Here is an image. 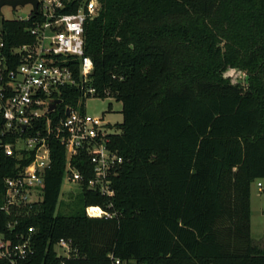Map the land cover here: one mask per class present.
<instances>
[{
    "label": "trees",
    "instance_id": "16d2710c",
    "mask_svg": "<svg viewBox=\"0 0 264 264\" xmlns=\"http://www.w3.org/2000/svg\"><path fill=\"white\" fill-rule=\"evenodd\" d=\"M97 2L85 48L95 96L122 103L120 132L108 141L123 157L115 195L89 189L93 167L81 151L73 165L85 180L60 200L66 149L52 138L42 201L13 230V216L0 209V231L33 227L35 264H264L251 236V187L257 180L264 187V0ZM37 19L4 20L0 55L9 66L21 61L12 49L34 41ZM230 67L247 73L246 86L223 76ZM57 97L54 122L86 99L80 85L61 87ZM16 162L0 156V205ZM61 238L72 241L73 256L57 255Z\"/></svg>",
    "mask_w": 264,
    "mask_h": 264
},
{
    "label": "built area",
    "instance_id": "2783aa9c",
    "mask_svg": "<svg viewBox=\"0 0 264 264\" xmlns=\"http://www.w3.org/2000/svg\"><path fill=\"white\" fill-rule=\"evenodd\" d=\"M98 9L97 0H39L37 13L31 6L26 18H16L29 20L32 15L38 16L29 29L34 41L12 49L13 55L20 56V63L11 67L6 57L0 55V118L4 121L0 130V156L17 160L12 173L4 178L0 205L1 210L13 216L7 223L10 230L43 199V184L52 166V138L59 139L66 149L64 180L81 188L85 175L73 165V157L85 151L94 172L87 182L89 189L107 198L115 195L113 177L123 157L108 147L111 132L103 117L88 115L71 106L66 108L65 117L56 122L49 116L62 103L50 110L51 104L60 99L57 94L63 86L80 85L85 98L96 94V88L90 85L94 62L86 54L85 26ZM3 46L0 30V48ZM76 61L78 74L74 69ZM42 121L44 126H39ZM29 157L31 160L24 165L23 160ZM258 186L263 187V182L259 181ZM91 209L105 218L115 216L109 209ZM34 230L30 227L27 232L9 235L0 231V258L7 264H35ZM55 250L59 257L76 253L72 241L65 238L56 243ZM114 264L121 261L115 259Z\"/></svg>",
    "mask_w": 264,
    "mask_h": 264
},
{
    "label": "rangeland",
    "instance_id": "374dc122",
    "mask_svg": "<svg viewBox=\"0 0 264 264\" xmlns=\"http://www.w3.org/2000/svg\"><path fill=\"white\" fill-rule=\"evenodd\" d=\"M30 11L31 5L19 6L17 9H12L10 6L3 7L5 19L26 18ZM223 76L229 78L234 84L240 83L246 86L247 73L241 69L230 67L223 72ZM79 109L86 111L88 115L94 117L102 116L104 121L108 124L109 132H120L117 124L123 121V114L121 113L122 103L117 101L114 97H87L83 106L79 104ZM259 181L262 180L255 181L251 187V236L257 245L264 248V187L258 186ZM71 190L77 193L80 190V186L64 180L60 200H66ZM129 264L137 263L133 261Z\"/></svg>",
    "mask_w": 264,
    "mask_h": 264
},
{
    "label": "water",
    "instance_id": "95a60500",
    "mask_svg": "<svg viewBox=\"0 0 264 264\" xmlns=\"http://www.w3.org/2000/svg\"><path fill=\"white\" fill-rule=\"evenodd\" d=\"M31 5L35 13L38 12L39 0H0V28L2 30L4 23V13L3 7L10 6L12 9H17L19 6ZM61 99H56L50 106V110H54L56 106L61 103ZM70 114V111L67 110V115Z\"/></svg>",
    "mask_w": 264,
    "mask_h": 264
}]
</instances>
